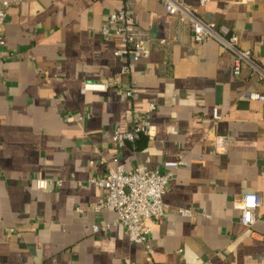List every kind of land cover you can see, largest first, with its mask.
<instances>
[{
  "label": "crops",
  "instance_id": "0c3cea01",
  "mask_svg": "<svg viewBox=\"0 0 264 264\" xmlns=\"http://www.w3.org/2000/svg\"><path fill=\"white\" fill-rule=\"evenodd\" d=\"M187 2L205 21L227 26L264 68V0ZM121 6L22 0L8 11L0 46V264H264V209L246 227L237 204L245 194L264 197V99L245 98L264 96V80L248 65L236 75L234 52L214 39L197 43L159 0L135 4L150 55L122 74L118 40L102 35ZM99 82L108 88L83 91ZM130 83L134 99L123 92ZM151 104L153 135L115 143L116 129H132L133 109ZM215 135L228 137L227 150L214 148ZM118 165L171 172L151 255L115 212L92 210L106 191L90 180ZM38 178L63 185L39 189ZM95 225L109 228L95 232Z\"/></svg>",
  "mask_w": 264,
  "mask_h": 264
},
{
  "label": "built area",
  "instance_id": "2783aa9c",
  "mask_svg": "<svg viewBox=\"0 0 264 264\" xmlns=\"http://www.w3.org/2000/svg\"><path fill=\"white\" fill-rule=\"evenodd\" d=\"M22 0L0 1V46L5 45V26L9 9L19 5ZM122 6L112 13L102 26V35L106 40H118V47L114 54L116 57L126 59V65L122 74L131 75L135 64L150 55L147 35L141 31L137 23L135 4L141 0H120ZM167 15L177 17L182 23L188 24L193 32L197 43L216 40L225 48L237 55L234 73L240 75L245 65L252 69V75L264 80V68L260 67L251 57V52L240 46L238 36L232 34L225 25L205 21L187 2V0H159ZM211 0H198L200 5L205 6ZM164 43V41H162ZM109 82L85 83L83 91H105ZM124 94L130 99L137 96L138 90L134 83H130L123 89ZM245 98L250 100H263L260 93L249 92ZM155 105L151 104L147 110L138 107L133 109V127L128 131L116 129L112 139L115 143H137L142 136L153 135L151 113ZM216 121L221 119L216 110ZM217 151H225L230 146L228 137L215 135L212 139ZM182 162H168L165 164L170 169L177 168ZM171 178L170 173H163L159 169L142 171L139 167L126 170L123 166L110 167L107 175L102 178H92L90 182L106 191L103 201L92 207L96 213L113 211L117 214V222L126 229L133 243L142 245L148 254L153 250L149 244V236L153 231V225L161 221L166 215L164 196L167 192ZM39 189H48L55 185L61 187V180L53 178L35 179ZM241 210V223L246 227H252L260 217V209H264V197L259 193L245 194L237 202ZM184 213L189 211L184 210ZM94 226V231L106 230ZM205 264H210L209 262Z\"/></svg>",
  "mask_w": 264,
  "mask_h": 264
}]
</instances>
